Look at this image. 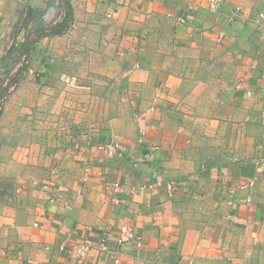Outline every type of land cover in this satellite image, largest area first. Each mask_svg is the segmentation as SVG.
I'll return each instance as SVG.
<instances>
[{"label": "crops", "instance_id": "obj_1", "mask_svg": "<svg viewBox=\"0 0 264 264\" xmlns=\"http://www.w3.org/2000/svg\"><path fill=\"white\" fill-rule=\"evenodd\" d=\"M69 2L56 34L53 1L0 0V62L46 10L0 83V264H264V0Z\"/></svg>", "mask_w": 264, "mask_h": 264}, {"label": "rangeland", "instance_id": "obj_2", "mask_svg": "<svg viewBox=\"0 0 264 264\" xmlns=\"http://www.w3.org/2000/svg\"><path fill=\"white\" fill-rule=\"evenodd\" d=\"M53 1V7L51 13L45 16V20L47 23H51L56 20L60 24H64L65 26L70 25L71 17H70V2L69 0H51ZM21 20L16 23V27L13 30L17 31L18 29H24L27 33L26 42H35L41 38V35L45 32L44 24L42 22V16L38 13H34L29 11V13H24L21 16ZM64 28V27H63ZM27 44L24 45H13L9 50V55L7 59L0 62V83L7 77L8 72H20L23 69V66H27L28 64V56L26 55ZM24 58L27 63L22 61ZM65 74V73H64ZM17 75V74H16ZM63 82H67V86L71 85L75 79L73 75L66 76ZM69 81H68V80ZM8 94L6 86H0V96L4 97Z\"/></svg>", "mask_w": 264, "mask_h": 264}, {"label": "built area", "instance_id": "obj_3", "mask_svg": "<svg viewBox=\"0 0 264 264\" xmlns=\"http://www.w3.org/2000/svg\"><path fill=\"white\" fill-rule=\"evenodd\" d=\"M220 5H221V0H208V9L211 12H216L219 9ZM177 22L182 23L184 22V20L183 18H178ZM22 61L24 63H27V61L24 58H22ZM0 112H1V100H0ZM137 134H138L137 144L139 145L145 144L146 131L143 128L139 127ZM86 144L89 145V140L86 141ZM98 149L103 151L110 159L119 158L123 156L122 145L116 140H113L109 143L101 144L98 146ZM152 149L153 151H156L157 148L152 147ZM158 185H160V182H158ZM167 187L172 189L174 187V182H168ZM114 204L119 205L120 202L116 200L114 201ZM116 242L119 246L123 244H132L137 248L141 246V239L139 238V236H137L134 227L130 225L122 226L118 230V234L116 236ZM92 248H93L92 243L87 239L71 245V251L73 252V255L75 256L76 259H78L81 262L87 259ZM25 264H30V262L27 261ZM113 264H119V260L117 258H114Z\"/></svg>", "mask_w": 264, "mask_h": 264}, {"label": "trees", "instance_id": "obj_4", "mask_svg": "<svg viewBox=\"0 0 264 264\" xmlns=\"http://www.w3.org/2000/svg\"><path fill=\"white\" fill-rule=\"evenodd\" d=\"M32 12L36 13L35 11H32ZM45 13H46V10H42V11H40L38 14H39L40 16H43ZM64 24H65V23H64ZM64 24L62 23V25H58V26H56V28L52 29V32H53V33H56V34L61 33V31H62V29H63V27H64ZM26 44L28 45L29 43L26 42ZM0 97H2V96H0Z\"/></svg>", "mask_w": 264, "mask_h": 264}]
</instances>
